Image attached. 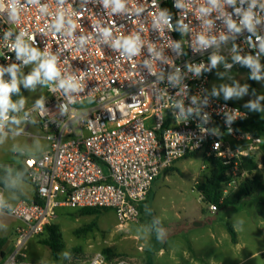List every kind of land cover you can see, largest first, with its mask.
Listing matches in <instances>:
<instances>
[{
  "label": "built area",
  "instance_id": "built-area-1",
  "mask_svg": "<svg viewBox=\"0 0 264 264\" xmlns=\"http://www.w3.org/2000/svg\"><path fill=\"white\" fill-rule=\"evenodd\" d=\"M34 58L51 77L50 94L18 108ZM221 61L252 71L264 61V0H0V132L21 120L25 135L34 127L48 142L22 158L32 199L12 201L0 185V215L22 223L0 264H53L30 259L25 246L60 208L135 222L162 172L193 154L231 166L228 178L244 172L240 159L264 140L239 129L250 108L210 94ZM85 264L136 263L97 253Z\"/></svg>",
  "mask_w": 264,
  "mask_h": 264
},
{
  "label": "rangeland",
  "instance_id": "rangeland-1",
  "mask_svg": "<svg viewBox=\"0 0 264 264\" xmlns=\"http://www.w3.org/2000/svg\"><path fill=\"white\" fill-rule=\"evenodd\" d=\"M249 73L255 75L257 95L246 89ZM51 84L47 70L38 59H32L18 83V108L28 109L45 100ZM209 91L218 99L239 104L254 100L264 107V72L258 68L252 71L249 65L228 68L221 61L214 70ZM24 129L23 122L17 120L8 124L7 131L0 132V169H12L22 164L23 156L38 155L47 148L48 142L37 128L30 129L34 137L25 135ZM253 156L264 169V151ZM209 160L204 152H199L164 170L142 204L139 218L124 227L118 226L113 210L82 215L80 210L60 208L55 223L61 234L58 252L42 244L47 238L45 233L26 244L28 257L53 264H85L97 253L106 262L123 258L136 264H210L212 260L223 264H264V188L235 208L212 213L196 189L210 175ZM230 177L243 181L249 174L237 171ZM15 182L29 199L33 187L21 179ZM225 188L229 194L236 190L224 184ZM6 197L18 199L8 188ZM21 225L14 217L0 215V236L7 239L5 250L13 246L14 230ZM229 227L237 232V243L233 242Z\"/></svg>",
  "mask_w": 264,
  "mask_h": 264
},
{
  "label": "trees",
  "instance_id": "trees-1",
  "mask_svg": "<svg viewBox=\"0 0 264 264\" xmlns=\"http://www.w3.org/2000/svg\"><path fill=\"white\" fill-rule=\"evenodd\" d=\"M171 14V11H167ZM257 67L261 72H264V61L257 63ZM246 89L252 95H257V84L255 75L249 73ZM19 91L16 97L19 96ZM243 106L250 108L253 112V119L239 125V129L250 132L255 137H261L264 140V107L255 102L248 100ZM264 151V145L263 149ZM195 155V154H193ZM192 156V155H191ZM239 167L249 174L237 189L230 193L227 197H223V187L225 181L228 179V173L231 166L225 164L223 161L211 158L209 160L210 175L207 176L204 183L198 184L196 189L201 194V199L205 204L214 203L217 205L218 210L226 209L228 207H237L245 200L254 198L264 188V169L260 168L259 163L253 155L243 157L239 161ZM17 179L28 182L25 169L22 164L12 169H0V185L11 189L19 197H23L19 187L15 184ZM97 209H83L80 210L82 215H90ZM201 224L197 222V225ZM229 232L233 241L236 240V234L233 228L229 227ZM47 233V238L42 241V244L49 246L54 253H57L61 244V234L59 227L56 224L50 225L46 228L43 234ZM42 234V235H43ZM7 239H0V255H5V246Z\"/></svg>",
  "mask_w": 264,
  "mask_h": 264
},
{
  "label": "crops",
  "instance_id": "crops-1",
  "mask_svg": "<svg viewBox=\"0 0 264 264\" xmlns=\"http://www.w3.org/2000/svg\"><path fill=\"white\" fill-rule=\"evenodd\" d=\"M35 155V154H34ZM28 185H30L29 183H28ZM31 186V185H30ZM20 189V191H21V193L24 195L25 194V197L23 196V197H19L18 195H16L15 193V195L17 196V198L18 199H27V197H26V193H25V191H24V189L23 188H19ZM34 197V191H33V194L31 195V197L28 199V200H30V199H32ZM17 199V200H18ZM235 231V230H234ZM235 234H236V240L235 241H233L234 243H237L238 241H237V232L235 231ZM258 254V252L257 253H254L253 255H251L250 257H252V256H256ZM249 257V258H250ZM246 260V259H245ZM245 260H243V261H245ZM195 264H207V263H204V262H196ZM210 264H223V263H221V262H217V261H214V260H212L211 262H210Z\"/></svg>",
  "mask_w": 264,
  "mask_h": 264
},
{
  "label": "clouds",
  "instance_id": "clouds-1",
  "mask_svg": "<svg viewBox=\"0 0 264 264\" xmlns=\"http://www.w3.org/2000/svg\"><path fill=\"white\" fill-rule=\"evenodd\" d=\"M119 6V5H118Z\"/></svg>",
  "mask_w": 264,
  "mask_h": 264
}]
</instances>
